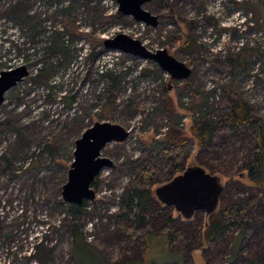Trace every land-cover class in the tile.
<instances>
[{"label":"rangeland","instance_id":"374dc122","mask_svg":"<svg viewBox=\"0 0 264 264\" xmlns=\"http://www.w3.org/2000/svg\"><path fill=\"white\" fill-rule=\"evenodd\" d=\"M242 1L257 0H151L144 8L159 16L153 27L131 16L117 17L118 0H0V73L21 65L29 71L0 105V264H32L33 254L40 255L43 264H70L72 236L64 221L62 188L76 140L97 121L120 124L129 136L103 149L113 165L92 184L96 198L88 201L92 207L87 209L94 212L83 216L80 225L88 242L111 264L141 263L142 233L131 240L125 228L132 221H119L115 214L122 189L141 168L139 158L157 159L159 182L148 186L155 190L167 182L166 160L155 139H162L169 124L190 137L194 121L227 110L228 93L247 101L264 124V28H253L255 11L260 9L257 16L264 17V0L247 8L237 4ZM15 3L24 6L27 20L5 14ZM119 33L152 51L167 49L192 69L191 76L173 79L155 61L107 49L104 40ZM242 47L247 48L244 69L235 73L227 57H237ZM98 50L101 55L92 61L91 52ZM40 69L46 81L33 80ZM63 97L73 99L72 105ZM243 135L236 146L232 135L219 127L213 145L198 149L189 144L183 165L205 162L227 175L245 174L242 155L252 160L253 154ZM257 196L254 188L231 180L220 202L251 204ZM249 208L251 234L241 242L236 258L232 239L206 245L201 256L197 245L203 211L186 220L174 206L162 208L155 196L152 221L162 212L156 224H148L159 233L168 215H177L180 236L171 252L184 250V257L166 264H264V202L256 210ZM39 250H51V260L44 262Z\"/></svg>","mask_w":264,"mask_h":264},{"label":"trees","instance_id":"16d2710c","mask_svg":"<svg viewBox=\"0 0 264 264\" xmlns=\"http://www.w3.org/2000/svg\"><path fill=\"white\" fill-rule=\"evenodd\" d=\"M72 1L75 2V0ZM81 1L87 4H99L102 0ZM237 4L241 8L260 5L258 0L242 1ZM257 12H261L260 9L254 13L253 21H255L256 25L253 28L261 29L264 28V17L259 18ZM5 14L12 19H20L22 21L27 20L28 16L26 9L21 3L11 5ZM117 15V17L123 16L120 12ZM55 44L56 41L53 42L51 48ZM246 51L247 48L242 47L237 57H227L228 62H230L233 68V72L237 73L244 69L243 61ZM101 53L102 50L92 51L90 58L92 61H95ZM46 78L47 74L45 70L40 69L33 80L46 81ZM62 100L67 106L72 105L73 99L68 101L67 97H63ZM225 104L227 110L223 113L216 114V117L209 114L194 121L189 127L190 137L189 134L187 137L179 128L169 124L168 130L162 136V139L156 138L154 143L161 147L160 152L166 160L164 171L167 175L166 181L168 182L188 167L194 166L195 163L189 164L187 168L183 165L184 160L189 157L188 146L190 143L193 142L198 149L213 145L216 141L219 127H223L232 135L233 144L236 146L242 144L245 139L243 134H246L251 145L249 150L253 154V159H248L247 154L242 155L245 162L241 166V169L246 171L245 174L241 171L236 176L227 175L220 171L221 169L218 166H209L205 162H203L205 165H202L198 162L209 173L221 178L223 185L228 181L238 180L240 183L254 188L258 192V196L251 204H222L220 202L219 208L215 213L211 215L204 214L203 218L199 221L200 243L197 245V248L201 256L206 251V245L211 243L223 244L232 239V257L236 258L241 242L251 234L249 225L252 219L249 214V207L253 206L256 210L264 202V124L262 119L254 114L252 106L238 95L228 93ZM138 163L141 166L139 172L135 176H132L122 189V194L118 202L119 213L115 214L116 218L119 221L124 219L132 221V224L125 228L126 234L130 236L131 240H136L139 234L142 233V244L145 254L140 264H166L172 261H179L184 257V250L177 253L171 252L172 247L178 244L180 236V231L175 228L177 215H168L167 221L159 233H154L149 225L150 223L152 225L156 224L154 221L159 218L162 212V210L157 211L152 221L151 217L153 213H151V205L156 195L153 189L154 187L152 188L148 185L152 183L155 186L159 182L157 159L151 155L147 158H139ZM98 181L99 179L94 182V185H97ZM61 204H65V202L61 200ZM66 206L67 213L64 221L72 236L70 264H111L109 259L100 250L88 242L83 228L80 225V220L83 216L87 214L91 215L94 212L93 208L92 211H88L87 209L88 207H92L91 202L84 200L81 204L66 203ZM93 207L96 206L94 205ZM162 208H165V205L162 204ZM148 218H150V222ZM39 253L45 254V257L43 256L44 262L52 258L51 250L47 252H41L39 250ZM29 259L33 260L32 264H43L40 255L33 254ZM130 264L135 263L131 262Z\"/></svg>","mask_w":264,"mask_h":264},{"label":"water","instance_id":"95a60500","mask_svg":"<svg viewBox=\"0 0 264 264\" xmlns=\"http://www.w3.org/2000/svg\"><path fill=\"white\" fill-rule=\"evenodd\" d=\"M151 0H118L119 12L131 16L137 22L157 26L159 16L144 8ZM107 49L133 54L143 60H152L173 79L185 80L191 76L192 69L171 55L167 49L151 51L140 40L126 33H119L104 40ZM26 65L2 70L0 73V105L5 94L28 75ZM129 131L120 124L97 121L86 129L75 142L74 160L68 172V180L62 188V198L66 203L81 204L84 200L96 198L92 184L105 167L113 161L102 154L111 142H124ZM224 185L221 178L209 173L200 165L188 167L169 182L157 186L155 195L165 206H174L186 219H192L197 212L206 215L215 213L219 208Z\"/></svg>","mask_w":264,"mask_h":264},{"label":"built area","instance_id":"2783aa9c","mask_svg":"<svg viewBox=\"0 0 264 264\" xmlns=\"http://www.w3.org/2000/svg\"><path fill=\"white\" fill-rule=\"evenodd\" d=\"M11 69V68H10Z\"/></svg>","mask_w":264,"mask_h":264}]
</instances>
